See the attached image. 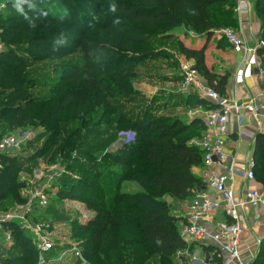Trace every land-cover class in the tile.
Instances as JSON below:
<instances>
[{
    "label": "trees",
    "instance_id": "16d2710c",
    "mask_svg": "<svg viewBox=\"0 0 264 264\" xmlns=\"http://www.w3.org/2000/svg\"><path fill=\"white\" fill-rule=\"evenodd\" d=\"M20 7L23 13L17 12L11 1L0 16V42L6 46L0 52V88L12 89L5 97L9 103L3 107V111L8 109L13 114L12 129L29 124L35 108L43 106L40 110L44 111L54 102V99L26 97L23 74L27 62L20 55L22 52L31 59L41 60L59 59L77 52L81 55L80 63L67 64V72L61 75L55 91L59 94L69 79H73L78 88L65 89L60 103L48 109V118L63 111L60 108L66 101L76 102L86 92L113 93L106 81L108 71L102 67L109 59L107 48L120 53L117 65L121 70L118 71L125 78L133 72L134 65L147 58L144 52L132 54L127 50L133 44L146 45L151 38L176 40L178 52L185 60L193 62L206 84L226 96L230 73L215 72L207 62L206 53L208 41L217 30L225 25L237 28L235 0H22ZM254 13L260 22L259 39L263 40L264 0H255ZM181 32L183 35L193 32L203 42L186 44L178 36ZM16 40L24 44L21 53L20 47L13 49ZM257 57L264 71V49H258ZM196 105L214 107L203 99ZM120 116L119 125L122 126L127 117L122 113ZM146 118L125 127L133 132L119 149L126 155L121 163L125 171L109 182L117 186L122 179H130L140 186L139 191L109 194V183L105 182L100 190L94 191L85 177L87 173L75 180L76 185L68 183V187L74 188L83 202L96 211L84 224L74 221L75 236L83 238L82 253L91 264H149L153 258L158 264H173V257L188 248L179 229L185 218L173 214L167 198H192L193 190L202 184L192 173L194 167L202 165V152L189 143L192 134L189 128L203 122L186 123L170 116ZM7 133L0 134V138ZM52 154L50 160L56 155ZM253 161L255 181L264 186V135L256 137ZM31 171L16 164L11 154L0 153V209L25 201L20 196L24 181L19 180L18 175ZM87 190L90 194H86ZM91 198L97 201L93 203ZM38 209L41 208L34 207L33 213ZM8 229L12 243L5 248V254L0 255V264H36L38 249L31 234L16 222L4 226V230ZM123 234L129 239L122 237ZM106 236L108 242H104ZM263 250L264 247L252 264L258 263Z\"/></svg>",
    "mask_w": 264,
    "mask_h": 264
},
{
    "label": "rangeland",
    "instance_id": "374dc122",
    "mask_svg": "<svg viewBox=\"0 0 264 264\" xmlns=\"http://www.w3.org/2000/svg\"><path fill=\"white\" fill-rule=\"evenodd\" d=\"M11 1L14 2V0H0V16L4 15L5 6ZM221 28L235 29L231 25ZM219 31L217 30L208 41L207 62L215 72L229 74L233 70L235 60L231 57L225 38ZM178 36L186 44L203 42L200 36L193 32H185L184 35L181 32ZM20 41L16 40L13 49L20 47L19 52L21 53L24 44H21ZM262 41H264V37ZM5 48V44L0 42V52ZM106 51L109 59L102 67L108 71L106 81L113 89V93L109 91L102 95H95L86 92L76 102L66 101L60 108L63 111L52 118L46 116L47 111L60 103L63 91L78 88L73 84V79H69L62 86L59 94H56L55 91L58 90L57 86L60 84L61 75L67 72V64L81 62V55L78 52L51 60L31 59L23 52L20 54L27 62L23 74V77H26L24 84V89L27 90L26 97L46 101L54 99L47 110H40L43 106L35 108L30 114L33 119L29 124L17 125L12 129L10 120L13 114L8 112V109L3 111L5 104L9 103L5 97L11 93L12 89L0 88V134L8 132L7 134H13L22 139L21 146L11 149L8 153L24 170L31 171L30 168L37 165L32 171L41 166H48L60 171V175L55 181H44V184L39 185L48 194L49 203L46 208L36 210L32 216V220L41 225L44 234L50 237L54 244L51 258L59 256L69 248H75L82 253L83 238L75 236L74 221H83L84 224L87 222H84L85 220H90L95 216L96 211L87 206L83 202L81 194L75 193L74 188H69L68 183L72 182L76 185L75 180L84 177L83 174L87 173L85 177L91 184V189L98 191L102 188L103 182L107 184L113 179H117L118 173L121 174L125 171V167L121 163L125 160L126 155H123L119 149L123 141L127 140L131 133L133 134L131 130H125L130 122L142 120L145 117L170 116L179 117L186 123H190V119L196 115L195 111L199 113L209 110L208 106L196 105L200 99L207 101L201 96L200 89L194 85L185 89L182 87L180 78L183 57L177 50L176 40L161 41L151 38L146 45H131L127 50L128 53L144 52L147 58L134 65L133 72L125 78L123 73L118 71L121 70V67L117 65L120 53L109 47ZM199 78L203 81L200 76ZM17 103L20 106L23 105V102ZM114 109L117 110L116 113ZM121 113L127 117L122 126L119 125ZM42 121H45V124ZM204 126L203 123L191 125L189 128V133L192 132L191 138L202 140L206 134ZM53 152L56 155L53 160H50ZM88 165V170L82 172ZM32 171L29 174L21 172L18 175L19 180L24 181L20 190L22 198L24 197L22 192L25 193L26 182ZM107 189L109 194L118 195L121 192L139 191L141 188L130 179H122L117 186L109 183ZM86 194H90L89 190ZM91 199H93L91 200L93 203L97 201V198ZM168 202L172 212H176L178 215L182 213L177 210L176 204L173 206L170 201ZM4 208L1 210L6 211L11 206L7 204L4 205ZM108 236L105 237L104 242L109 241ZM122 237L129 239V236L125 234ZM0 243L3 244L0 245V255H3L9 246L5 249L4 243ZM82 255L85 264H91L83 253ZM260 255L256 264H264V257H262L264 252L261 257ZM65 257L64 263L54 264L70 263L71 260L69 261L67 256ZM172 262L173 264H190L189 261L186 262V259H182L178 255L173 257ZM149 264H158V262L156 260L154 262L153 258Z\"/></svg>",
    "mask_w": 264,
    "mask_h": 264
},
{
    "label": "built area",
    "instance_id": "2783aa9c",
    "mask_svg": "<svg viewBox=\"0 0 264 264\" xmlns=\"http://www.w3.org/2000/svg\"><path fill=\"white\" fill-rule=\"evenodd\" d=\"M238 3L239 11H245L241 6V0H238ZM219 32L223 34L230 50L235 54L242 55L243 59L248 62L252 57L256 58L258 49H264V41L260 40L253 45H248L244 37L235 29L224 28L220 29ZM199 76L200 74L192 61H181L182 87L185 89L194 85L200 89L201 96L211 105H214L205 121L208 132L198 146L202 152V165L206 168L219 165L223 170L206 176V183L203 185L210 187L217 198H212L205 189L193 190L189 212L185 217V222L179 228L180 235L185 242L204 244L226 254L228 257L227 264H248L243 261L239 249L244 232L239 220V211L242 208L259 206L264 201V195L257 189L238 190L235 187L237 175L242 176L246 183L255 180L254 161L252 158L248 159L246 168L238 170L230 162L226 151L225 136L230 116L234 117L237 127L241 128L244 125L245 115L255 119L260 116L264 118V103L258 102L256 98H249L247 101L240 102L227 96H221L210 86L204 84ZM256 77L259 81L264 82V71L257 58ZM21 141L20 137L13 134L2 136L0 138V153H8L11 149L19 148ZM59 175L60 171L48 166H41L32 171L26 182L25 193L22 192L25 201L16 203L6 211L0 209L1 235L6 244L12 243L11 231L9 229L4 230V226L13 222L19 223L23 229L31 234L37 245L36 264L64 263L65 256L69 261L71 260L67 264H75L76 262L77 264H85L81 251L75 248H69L59 256L51 258L54 244L50 237L44 234L41 225L32 220L34 207L44 208L49 203L48 194L39 185L44 184V181H55ZM216 211H222L225 219L217 222L210 231L204 222L209 215Z\"/></svg>",
    "mask_w": 264,
    "mask_h": 264
},
{
    "label": "crops",
    "instance_id": "0c3cea01",
    "mask_svg": "<svg viewBox=\"0 0 264 264\" xmlns=\"http://www.w3.org/2000/svg\"><path fill=\"white\" fill-rule=\"evenodd\" d=\"M235 1V13L237 17V28L235 30L244 37L248 45H253L260 41L259 20L254 13L255 0H241V6L245 11H239V8H237L239 7L238 0ZM229 53L231 54V57L234 58L235 62L233 70L227 79L226 96L240 102L247 101L249 98H256L258 102L264 103V82L259 81L256 77V58L260 63L257 55L255 59L252 57L248 62L243 59L242 55L235 54L231 50H229ZM182 60H185L184 57ZM210 110L211 108L199 113L195 111L196 115L190 120H201L205 125ZM243 123L244 125L241 128H238L234 117L230 116L227 125V134L225 136L226 151L229 155L230 162H232L238 170H244L247 166L248 159H253V151L257 135H264V118L261 116L255 119L252 116L245 115ZM205 129L207 134V128L205 127ZM191 139L189 143L198 147L201 140L198 141V138ZM222 170L223 169L219 165H214L211 168H206L201 165L199 167H194L192 173L202 183L199 188L205 189L212 198H217V195L210 187L205 186V188L203 185L206 183V176L212 175L213 173H219ZM235 187L238 190H245L247 188L257 189L264 195V186L262 184L255 180L246 183L243 180V177L239 175L236 176ZM238 198L239 196L237 199ZM168 201H170L173 206L176 204L178 206L177 210L184 213H179L178 215V213L173 212L175 216L182 218L186 217L189 212L191 198L172 199L168 197L167 202ZM239 215V220L244 229L242 241L239 245L241 257L244 262L252 264L260 249L264 247V201L257 207L240 209ZM224 219L225 216L222 214V211H216L209 215L207 220H205L204 225L211 231L217 222ZM88 220H85L84 222ZM180 223L181 222H179L178 225H180ZM0 242L4 243L5 248L11 245V243L6 244L3 241L2 235L0 236ZM186 243L188 244V248L178 252L176 255L179 257L181 256L182 259H186V262L189 261L190 264H227L228 262L227 255L217 251V249L194 242Z\"/></svg>",
    "mask_w": 264,
    "mask_h": 264
},
{
    "label": "clouds",
    "instance_id": "9594fccd",
    "mask_svg": "<svg viewBox=\"0 0 264 264\" xmlns=\"http://www.w3.org/2000/svg\"><path fill=\"white\" fill-rule=\"evenodd\" d=\"M22 0H14V7L17 10V12L23 13V9L20 7ZM32 7V5H30ZM114 10V8H113Z\"/></svg>",
    "mask_w": 264,
    "mask_h": 264
}]
</instances>
